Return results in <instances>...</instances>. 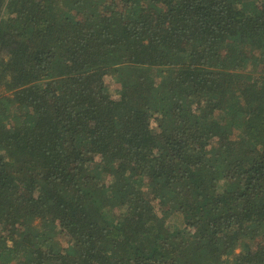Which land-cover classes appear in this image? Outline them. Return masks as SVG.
I'll return each mask as SVG.
<instances>
[{
    "label": "trees",
    "instance_id": "trees-1",
    "mask_svg": "<svg viewBox=\"0 0 264 264\" xmlns=\"http://www.w3.org/2000/svg\"><path fill=\"white\" fill-rule=\"evenodd\" d=\"M0 264H264V0H0Z\"/></svg>",
    "mask_w": 264,
    "mask_h": 264
},
{
    "label": "rangeland",
    "instance_id": "rangeland-1",
    "mask_svg": "<svg viewBox=\"0 0 264 264\" xmlns=\"http://www.w3.org/2000/svg\"><path fill=\"white\" fill-rule=\"evenodd\" d=\"M107 83L110 87L112 88H117L119 85L116 81H114L111 77L107 78ZM116 96V95H115ZM108 181H110V178L108 177ZM176 221V220H175ZM59 239H61L62 241H66V237L64 236L63 233L59 234ZM261 245V244H260Z\"/></svg>",
    "mask_w": 264,
    "mask_h": 264
}]
</instances>
